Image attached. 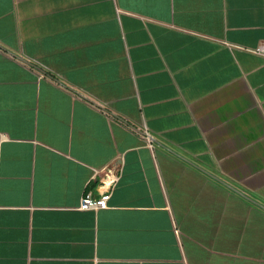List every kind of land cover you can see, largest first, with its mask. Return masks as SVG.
<instances>
[{"label": "crops", "instance_id": "0c3cea01", "mask_svg": "<svg viewBox=\"0 0 264 264\" xmlns=\"http://www.w3.org/2000/svg\"><path fill=\"white\" fill-rule=\"evenodd\" d=\"M262 45L264 0H0V264H264Z\"/></svg>", "mask_w": 264, "mask_h": 264}, {"label": "built area", "instance_id": "2783aa9c", "mask_svg": "<svg viewBox=\"0 0 264 264\" xmlns=\"http://www.w3.org/2000/svg\"><path fill=\"white\" fill-rule=\"evenodd\" d=\"M253 53L264 57V45L258 47L252 51ZM105 186L106 189L101 192L98 196H93L91 193H86L82 196L78 209L81 211L90 209H105L107 208V202L110 198L111 187L115 184L116 177L111 174V170L105 172Z\"/></svg>", "mask_w": 264, "mask_h": 264}]
</instances>
